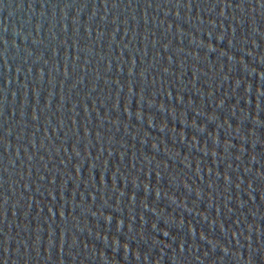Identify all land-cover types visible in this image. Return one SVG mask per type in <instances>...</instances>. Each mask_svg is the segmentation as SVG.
Here are the masks:
<instances>
[{"label":"water","instance_id":"water-1","mask_svg":"<svg viewBox=\"0 0 264 264\" xmlns=\"http://www.w3.org/2000/svg\"><path fill=\"white\" fill-rule=\"evenodd\" d=\"M0 264H264V3L0 0Z\"/></svg>","mask_w":264,"mask_h":264},{"label":"snow or ice","instance_id":"snow-or-ice-1","mask_svg":"<svg viewBox=\"0 0 264 264\" xmlns=\"http://www.w3.org/2000/svg\"><path fill=\"white\" fill-rule=\"evenodd\" d=\"M261 3H264V0H261Z\"/></svg>","mask_w":264,"mask_h":264}]
</instances>
